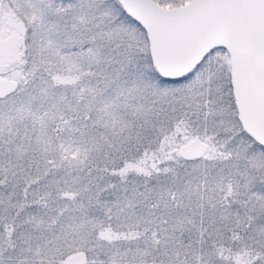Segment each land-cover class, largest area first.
<instances>
[{
    "label": "snow or ice",
    "instance_id": "6c2138e0",
    "mask_svg": "<svg viewBox=\"0 0 264 264\" xmlns=\"http://www.w3.org/2000/svg\"><path fill=\"white\" fill-rule=\"evenodd\" d=\"M0 264H264V0H0Z\"/></svg>",
    "mask_w": 264,
    "mask_h": 264
}]
</instances>
